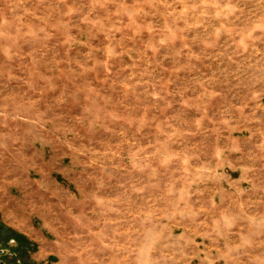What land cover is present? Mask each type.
Returning <instances> with one entry per match:
<instances>
[{
    "label": "rangeland",
    "instance_id": "rangeland-1",
    "mask_svg": "<svg viewBox=\"0 0 264 264\" xmlns=\"http://www.w3.org/2000/svg\"><path fill=\"white\" fill-rule=\"evenodd\" d=\"M0 264H264V0H0Z\"/></svg>",
    "mask_w": 264,
    "mask_h": 264
}]
</instances>
